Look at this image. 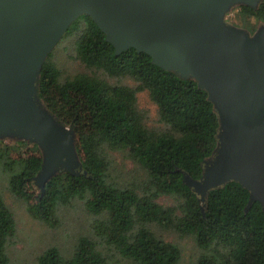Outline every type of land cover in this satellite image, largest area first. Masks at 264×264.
Listing matches in <instances>:
<instances>
[{
	"label": "trees",
	"instance_id": "1",
	"mask_svg": "<svg viewBox=\"0 0 264 264\" xmlns=\"http://www.w3.org/2000/svg\"><path fill=\"white\" fill-rule=\"evenodd\" d=\"M246 19L264 23V0L258 8L240 7ZM76 34V57L93 73L65 80L49 57L41 70L39 95L46 106L76 133L84 173L63 172L43 191L35 177L43 164L38 144L0 140V166L9 173L10 190L26 203L31 217L51 227L60 224L58 208L74 199L85 202L95 221L96 235L130 264H180L178 244L156 234V224L182 235H193L201 253L195 264H264V209L255 202L248 211L250 191L229 182L210 192L203 213L199 195L184 183L187 171L195 178L203 161L217 147L219 118L206 90L195 79H183L131 47L119 55L105 32L89 15L72 23L64 36ZM102 72V73H99ZM131 78L135 86L112 83ZM147 90L158 107L161 130L146 123L137 105ZM124 151L148 174L143 188L120 186L109 179V152ZM173 196L176 205L158 201ZM16 233V219L0 191V264H9L7 244ZM38 264H109L99 241L81 236L76 250L65 257L51 247Z\"/></svg>",
	"mask_w": 264,
	"mask_h": 264
},
{
	"label": "water",
	"instance_id": "2",
	"mask_svg": "<svg viewBox=\"0 0 264 264\" xmlns=\"http://www.w3.org/2000/svg\"><path fill=\"white\" fill-rule=\"evenodd\" d=\"M262 0H0V140L38 144L36 184L87 171L76 133L39 95L41 70L73 22L89 15L115 46L131 47L208 93L219 118L217 147L200 178L181 170L205 214L210 192L229 182L264 209V24L254 33L226 21L236 5Z\"/></svg>",
	"mask_w": 264,
	"mask_h": 264
},
{
	"label": "rangeland",
	"instance_id": "3",
	"mask_svg": "<svg viewBox=\"0 0 264 264\" xmlns=\"http://www.w3.org/2000/svg\"><path fill=\"white\" fill-rule=\"evenodd\" d=\"M242 5L234 6L226 14V21L254 33L262 24L255 17L246 19L241 12ZM65 35V34H64ZM76 34L63 36L48 56L61 70L63 80L78 73H93L76 57ZM102 73V72H99ZM112 83H125L135 86L131 78H110ZM138 108L146 112V123L149 127L161 130L166 125L160 120L157 105L152 101L147 90L138 92ZM109 179L120 186L143 188L148 181V174L143 166L124 151L109 152ZM0 191L16 219V233L7 244L9 264H38L39 256L51 247L58 248L65 257L74 254L81 236H89L99 241V248L106 254L109 264H130L114 247L106 245L95 233L94 224L100 216L92 214L85 202L74 199L58 208L60 224L51 227L43 221L30 216L26 203L10 190L9 173L0 166ZM158 201L165 205H176L178 200L169 195L161 196ZM156 234L179 245L182 251L180 264H195L201 250L193 235H182L175 230L163 229L156 224L150 225Z\"/></svg>",
	"mask_w": 264,
	"mask_h": 264
}]
</instances>
